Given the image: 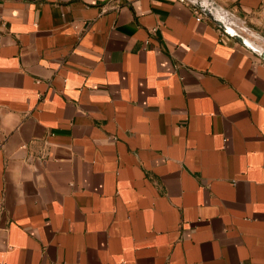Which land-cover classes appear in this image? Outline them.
Returning a JSON list of instances; mask_svg holds the SVG:
<instances>
[{"label": "crops", "instance_id": "1", "mask_svg": "<svg viewBox=\"0 0 264 264\" xmlns=\"http://www.w3.org/2000/svg\"><path fill=\"white\" fill-rule=\"evenodd\" d=\"M0 264H264V59L180 0H0Z\"/></svg>", "mask_w": 264, "mask_h": 264}, {"label": "water", "instance_id": "2", "mask_svg": "<svg viewBox=\"0 0 264 264\" xmlns=\"http://www.w3.org/2000/svg\"><path fill=\"white\" fill-rule=\"evenodd\" d=\"M197 7L229 36L240 41L264 59V39L256 34L246 21L223 7L216 0H187Z\"/></svg>", "mask_w": 264, "mask_h": 264}, {"label": "built area", "instance_id": "3", "mask_svg": "<svg viewBox=\"0 0 264 264\" xmlns=\"http://www.w3.org/2000/svg\"><path fill=\"white\" fill-rule=\"evenodd\" d=\"M181 2L189 3L187 0H180ZM194 12L196 13L197 19L202 20L205 18V15L195 6H193Z\"/></svg>", "mask_w": 264, "mask_h": 264}]
</instances>
